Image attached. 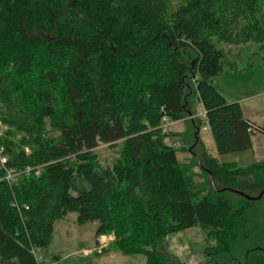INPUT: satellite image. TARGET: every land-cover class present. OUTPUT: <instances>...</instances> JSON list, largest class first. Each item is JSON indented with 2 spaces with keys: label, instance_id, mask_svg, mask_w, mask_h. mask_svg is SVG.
<instances>
[{
  "label": "trees",
  "instance_id": "obj_1",
  "mask_svg": "<svg viewBox=\"0 0 264 264\" xmlns=\"http://www.w3.org/2000/svg\"><path fill=\"white\" fill-rule=\"evenodd\" d=\"M221 41L264 51V0H0V144L23 171L9 182L0 166V264H44L33 247L70 212L140 264H182L167 237L193 226L210 264H264V158L221 160L200 134L223 155L264 133L211 82ZM100 143L119 145L113 165Z\"/></svg>",
  "mask_w": 264,
  "mask_h": 264
},
{
  "label": "rangeland",
  "instance_id": "obj_2",
  "mask_svg": "<svg viewBox=\"0 0 264 264\" xmlns=\"http://www.w3.org/2000/svg\"><path fill=\"white\" fill-rule=\"evenodd\" d=\"M219 47L225 50V70L212 77L211 82L226 96L228 100H239L242 102L245 113L257 124L264 126V51L258 42L228 43L218 42ZM202 108V107H201ZM204 117V113H200ZM185 127L183 120H178L170 125L169 131L179 132ZM6 129V126H2ZM200 134L208 150L211 152L212 145L208 139L213 141L209 125L204 122ZM255 149L230 152L222 156L223 160H236L240 166L264 158V133L257 132L253 136ZM167 142H181L180 135L171 134ZM214 142V141H213ZM183 145V143H181ZM179 145L182 146V145ZM97 153L104 165H113L119 156V145L109 146L100 143ZM180 160L185 161L190 156L188 151H179ZM186 152V153H185ZM217 153V152H216ZM8 155V154H7ZM9 156V155H8ZM198 170V168H196ZM199 178V177H198ZM200 179V178H199ZM74 181L82 189H88V182L78 173ZM76 212H70L66 217L55 222L53 239L47 248L40 247L41 260L44 264H140L145 263L144 254H123L110 248L114 234L106 235L108 242L103 247L96 242L95 228L97 221H88L80 224L76 221ZM98 236V241L102 236ZM169 250L176 254L182 264H210L205 253V241L202 230L197 227H188L167 237ZM37 252V250H35ZM192 258V261L190 259Z\"/></svg>",
  "mask_w": 264,
  "mask_h": 264
},
{
  "label": "built area",
  "instance_id": "obj_3",
  "mask_svg": "<svg viewBox=\"0 0 264 264\" xmlns=\"http://www.w3.org/2000/svg\"><path fill=\"white\" fill-rule=\"evenodd\" d=\"M199 105L202 106V104L200 102H199ZM176 121L177 120H173V119L168 118L167 116H164L163 117V122H162L163 131L164 132H168L169 131L168 128L170 127V125L172 123L176 122ZM2 126H3V124L0 121V135L3 134V130H4L2 128ZM166 139H169V135L165 137V140ZM167 141L168 140H166V142ZM170 144H173L174 146H179L181 144V142L180 141H175V142L170 143ZM25 148H26V151H29V147H25ZM8 160H9V156L6 153L5 146L3 144H0V166L4 167V169L6 170L4 177L9 182H16L20 178V175H21V173L23 171L22 170H17L14 166H10V167L5 166L7 164V162H8ZM28 170H29V166H27L24 169L25 172H28ZM101 236L102 237L100 238L99 246L103 247L104 245H106L108 240H107V236L106 235H101ZM35 250H37V252ZM40 250H41L40 247H37V249H35L33 247V252H34V254H35V256H36L38 261H41V258H42L41 254H40ZM190 261H192V258L190 259Z\"/></svg>",
  "mask_w": 264,
  "mask_h": 264
},
{
  "label": "crops",
  "instance_id": "obj_4",
  "mask_svg": "<svg viewBox=\"0 0 264 264\" xmlns=\"http://www.w3.org/2000/svg\"><path fill=\"white\" fill-rule=\"evenodd\" d=\"M226 97V96H225ZM229 101H233V100H229ZM239 101V100H238ZM241 104H242V102H241ZM242 107H243V105H242ZM243 111H244V114L249 118V119H251V117H249L246 113H245V110H244V107H243ZM198 112L199 113H203V112H205V109L203 108V106H202V108H201V106L198 104ZM205 116V115H204ZM251 120H253V119H251ZM254 121V120H253ZM255 122V121H254ZM210 139V138H209ZM208 139V143L210 142V144L212 145V149L213 150H211V153L213 154V155H215V156H217V157H219L221 160H223L222 159V156H226L228 153H225V154H223V155H219L218 153H216L217 152V149H216V145H215V143L212 141V140H209ZM255 142H253V147L251 148V149H255ZM180 153L181 152H178V157L180 158ZM186 153V152H185ZM224 161H232V160H224ZM236 161V160H235ZM238 162V161H237Z\"/></svg>",
  "mask_w": 264,
  "mask_h": 264
},
{
  "label": "bare ground",
  "instance_id": "obj_5",
  "mask_svg": "<svg viewBox=\"0 0 264 264\" xmlns=\"http://www.w3.org/2000/svg\"><path fill=\"white\" fill-rule=\"evenodd\" d=\"M201 103V102H200ZM202 104V103H201ZM203 113H205V112H203ZM205 115V114H204ZM164 117V116H163ZM168 117V116H167ZM169 118V117H168ZM171 119V118H170ZM162 122H163V118H162Z\"/></svg>",
  "mask_w": 264,
  "mask_h": 264
}]
</instances>
